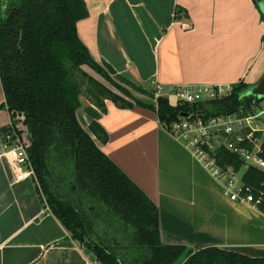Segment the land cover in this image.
I'll list each match as a JSON object with an SVG mask.
<instances>
[{"label": "crops", "instance_id": "1", "mask_svg": "<svg viewBox=\"0 0 264 264\" xmlns=\"http://www.w3.org/2000/svg\"><path fill=\"white\" fill-rule=\"evenodd\" d=\"M84 1L88 16L77 24L80 40L144 103H157L158 88L163 95L180 85L244 82L252 88L264 75V13L255 0ZM185 22L192 30H184ZM82 69L124 96L91 68ZM4 104L0 78V264H100L48 208L36 179L16 180L1 132L12 125ZM105 104L102 112L84 94L78 120L158 208L163 245L264 259V214L257 206L231 201L224 184L166 132L155 111ZM93 123L107 134L106 144L91 133Z\"/></svg>", "mask_w": 264, "mask_h": 264}, {"label": "trees", "instance_id": "2", "mask_svg": "<svg viewBox=\"0 0 264 264\" xmlns=\"http://www.w3.org/2000/svg\"><path fill=\"white\" fill-rule=\"evenodd\" d=\"M177 14L179 19L186 16L183 10ZM87 16L84 0H0V78L3 108L12 120L1 132L3 138L13 128L28 133L27 152L48 208L100 264H264V259L218 248L193 254L185 247L163 245L158 208L102 152L77 117L86 94L102 112L106 100L121 109L153 110L169 130L185 113H252L259 99L243 97L251 87L241 82L224 98L192 106H174L165 97L144 103L91 57L77 30ZM83 66L124 96L93 79ZM90 131L107 143L99 124L93 123ZM262 149L264 159V144ZM217 158L221 167L231 166L236 173L245 167L240 156L223 148ZM242 184L260 199L257 208L264 214V171L249 166Z\"/></svg>", "mask_w": 264, "mask_h": 264}, {"label": "built area", "instance_id": "3", "mask_svg": "<svg viewBox=\"0 0 264 264\" xmlns=\"http://www.w3.org/2000/svg\"><path fill=\"white\" fill-rule=\"evenodd\" d=\"M184 30H192L189 23L182 24ZM233 87L230 85H180L172 86L167 94L158 88L159 97H165L174 105H189L221 99L228 96ZM252 113L247 115L230 114L205 117L199 113H187V117L179 116L166 132L185 144L193 154L214 176L224 184L225 194L233 202L257 206L249 188L243 184L234 188L235 175L233 167H221L218 164L217 150L223 148L240 156L245 167H254L264 171V159L260 156L264 144V98L253 102ZM186 114V113H185ZM4 147L8 159L13 165L16 180L24 181L35 178V171L30 161L28 140L13 128L4 138ZM242 182V178H241Z\"/></svg>", "mask_w": 264, "mask_h": 264}, {"label": "water", "instance_id": "4", "mask_svg": "<svg viewBox=\"0 0 264 264\" xmlns=\"http://www.w3.org/2000/svg\"><path fill=\"white\" fill-rule=\"evenodd\" d=\"M256 3L259 5L261 11L264 13V0H255ZM256 97L257 99L261 100L264 98V75L259 81V83L255 86L250 88L243 97ZM182 117H187L188 114H181Z\"/></svg>", "mask_w": 264, "mask_h": 264}, {"label": "rangeland", "instance_id": "5", "mask_svg": "<svg viewBox=\"0 0 264 264\" xmlns=\"http://www.w3.org/2000/svg\"><path fill=\"white\" fill-rule=\"evenodd\" d=\"M163 93H166V92H163ZM19 127H21V125H19ZM22 134L28 140V133L27 132H23ZM245 170H246V167H243L242 170L238 174L235 175V179H234L235 180V186L232 189H235L236 187L242 185L241 178H242V175H243V173H244Z\"/></svg>", "mask_w": 264, "mask_h": 264}, {"label": "flooded vegetation", "instance_id": "6", "mask_svg": "<svg viewBox=\"0 0 264 264\" xmlns=\"http://www.w3.org/2000/svg\"><path fill=\"white\" fill-rule=\"evenodd\" d=\"M102 231H103V230H102ZM100 232H101V231H100ZM101 233H102V232H101ZM102 236H103V239H104V236H105V235H104L103 233H102Z\"/></svg>", "mask_w": 264, "mask_h": 264}]
</instances>
